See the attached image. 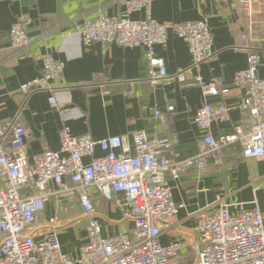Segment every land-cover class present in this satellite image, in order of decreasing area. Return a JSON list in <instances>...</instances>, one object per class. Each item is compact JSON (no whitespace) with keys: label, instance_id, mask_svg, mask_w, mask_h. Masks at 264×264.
I'll use <instances>...</instances> for the list:
<instances>
[{"label":"built area","instance_id":"obj_1","mask_svg":"<svg viewBox=\"0 0 264 264\" xmlns=\"http://www.w3.org/2000/svg\"><path fill=\"white\" fill-rule=\"evenodd\" d=\"M154 1L125 0L123 14L77 20L67 34H78L86 44L144 46L151 85L174 79L199 87L205 102L195 116L204 132L198 151L185 157L170 138L151 137L145 130L133 133L131 145L124 135L95 140L91 134L75 135L65 125L58 150L30 157L29 130L17 121L0 119V264H264V211L260 207L232 212L229 204L208 205L197 211L193 231L180 232L175 226L180 206L168 183L169 177L176 181L188 170L206 169L211 158L223 164L224 149L235 144L244 158L264 160L262 56L251 50L247 67L234 77V85L245 92L241 107L249 114L248 127L236 126L232 133L215 135L213 125L229 122L231 107L210 101L229 89L215 79L206 81L200 72V65L216 52L212 28L206 19L160 23L151 13ZM240 1L250 12L253 0ZM141 10L144 18L131 17ZM30 23L24 14L12 25L11 43L19 51L31 45ZM169 31L188 44L192 57L188 67L175 73L169 72L156 52L157 45L167 43ZM42 60L41 75L23 83L20 90L24 94L50 91L52 108L63 114L54 84L63 78L64 63L51 53H44ZM98 148L102 154H96ZM96 195L112 202L132 227L105 234ZM53 200L58 212L44 217L46 205ZM76 206L81 213L64 220L61 215ZM69 226H83L86 232L77 258L62 248L60 230ZM164 235L171 240L162 242Z\"/></svg>","mask_w":264,"mask_h":264},{"label":"crops","instance_id":"obj_2","mask_svg":"<svg viewBox=\"0 0 264 264\" xmlns=\"http://www.w3.org/2000/svg\"><path fill=\"white\" fill-rule=\"evenodd\" d=\"M126 9L125 0H0V119L17 121L29 130L30 157L47 149L58 150L65 125L75 135L91 134L95 140L124 135L131 145L133 133L145 130L151 137L170 138L185 157L198 151L204 132L195 116L205 102L199 87L174 79L151 85L144 46L86 44L78 34H67L77 20L121 15ZM151 13L160 23L208 21L216 52L200 65V72L206 81L215 79L229 89L221 97H210V101L231 107V120L215 123L212 131L220 135L234 132L236 126L247 128L249 114L241 107L245 92L234 85V77L247 67L249 52L256 50L262 56L259 75L264 78V0H253L250 12L240 0H155ZM24 14L31 19L27 28L31 45L19 51L11 43L10 32ZM131 17L142 19L145 11L133 12ZM156 52L164 58L170 73L188 67L192 61L188 44L173 31H169L166 44L156 46ZM44 53H51L65 66L63 78L54 84L58 104L65 109L63 114L52 108L50 91L24 94L20 90L23 83L41 75ZM170 106H174L173 111L168 110ZM96 154L102 151L98 148ZM224 160L219 164L211 158L204 170H188L176 181L168 178L180 206L175 219L180 232L194 230L196 213L202 207L229 204L231 211L237 212L241 207L258 206L252 201L259 198L253 184L264 177V160L244 158L237 144L224 149ZM96 200L105 234L132 227L112 202L100 195ZM57 205L54 200L49 202L44 217L58 212ZM80 213L81 208L76 206L73 215L69 212L61 216L66 220ZM161 240L167 243L171 237L164 235ZM85 241L86 232L82 244ZM61 244L69 254L64 241Z\"/></svg>","mask_w":264,"mask_h":264},{"label":"rangeland","instance_id":"obj_3","mask_svg":"<svg viewBox=\"0 0 264 264\" xmlns=\"http://www.w3.org/2000/svg\"><path fill=\"white\" fill-rule=\"evenodd\" d=\"M255 194H259V198H253L255 202L264 211V177L256 179L253 184ZM247 192H250L247 190ZM261 200V201H260ZM251 201V202H252ZM241 207V206H240ZM253 207V206H252ZM75 213V208L70 209V214ZM85 231L78 226H69L62 229L60 233V240L64 241L69 250V255L73 258L78 257V248L82 245V239L84 238Z\"/></svg>","mask_w":264,"mask_h":264}]
</instances>
